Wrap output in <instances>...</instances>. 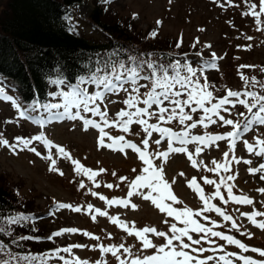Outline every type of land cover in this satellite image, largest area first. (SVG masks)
Wrapping results in <instances>:
<instances>
[{
	"label": "rangeland",
	"instance_id": "obj_1",
	"mask_svg": "<svg viewBox=\"0 0 264 264\" xmlns=\"http://www.w3.org/2000/svg\"><path fill=\"white\" fill-rule=\"evenodd\" d=\"M107 8V18L118 23L131 21L134 31L144 35L147 41L163 40L168 43L179 44L183 55L178 58L181 64L188 63L197 69V76L203 84L204 77L207 78L209 91L213 92L212 103L224 97L228 90L238 91L241 93L256 92L264 95V14L259 19L260 24L256 23V17L251 14L244 15L249 12V5L256 4L255 11H259V0H111L105 3L104 0H97ZM7 0H0V11L5 7ZM94 0H85L84 3L72 6L74 17L72 23L76 25L79 31L87 36L99 39L102 35L95 30L86 18L94 8ZM135 15L136 18H133ZM157 21H161L157 25ZM156 30L155 38L150 33ZM250 38V39H249ZM175 41V42H174ZM176 48L175 44H171ZM210 45V47H208ZM215 54V59L212 54ZM199 54V55H198ZM214 62L216 68L205 67L201 73L200 69L206 63ZM246 66V67H242ZM143 74H148V70H144ZM244 77V79H242ZM141 84H149L150 82L141 80ZM64 91H69L67 84ZM0 87L4 88L6 95L13 97L19 107L13 105L12 101L0 99V135L7 139L10 144H16V137L30 139L41 133L52 141L55 145L62 146L68 151L73 160L79 161L85 168L98 172L94 180H89L87 176L76 173L75 166L72 161L60 157L56 153V149H52L53 159L56 160L55 167L57 172L49 171L51 162L44 157L48 155V149L39 142L33 141L28 147H35L41 153L37 156L35 153L24 148L20 144L15 153L6 146H0V175L6 176L10 181L17 183L23 199L33 207V213L41 216L51 210L53 203H66L81 208V212H73L70 209H57L56 213L48 219L41 220L43 234H50L49 230L56 232L64 228H76V233H63L61 236L55 237V242L64 248L72 245H84L85 247L72 248L71 253L60 252L69 261L79 258L80 261H88V264H119V260L111 253H102L101 246L111 247L123 244L129 248L133 256H129L121 248L117 255L126 262L134 256L151 255L155 249L142 250L141 242L135 237L128 235L123 228L113 224L109 217H118L128 227L142 229L144 227H155L158 231L169 232L170 225L176 223L177 227H184L183 224L176 221L173 217H168L165 213H161L150 201H145L140 195L127 197L130 183L137 175L143 174V168L146 167L143 161L139 159L137 153L131 149H125L124 152L114 150L108 147L98 146L99 130L89 127L84 130L83 121L80 119L69 120L49 119L50 113L41 112V109L35 108L36 112H31L32 122L20 116V112L27 106L21 105L20 99L11 87L8 80H1ZM87 87L89 92L97 91L95 85H82ZM129 88L130 85H125ZM148 88H141L140 93L147 92ZM127 98V93L120 91L118 94H107L106 98L101 102V111L107 110L109 121L117 120V113L121 109H127L123 101ZM187 95L180 97L181 100L186 99ZM55 103H62L59 96H51ZM233 101L236 98H229ZM240 99L251 100V98L242 95ZM18 100V101H17ZM138 107H145L142 103ZM165 107L171 108L172 105L165 102ZM195 106V105H193ZM210 107V104H206ZM229 111L220 110V115L226 119L239 121L242 125L246 123V118H251L243 105L238 103L233 107L232 104L226 105ZM63 111V109H52L51 113ZM75 113L76 109L72 110ZM150 111H157L153 106ZM185 111L193 116V121H198L204 115L203 111L198 109L192 113L190 108L185 107ZM257 109H253V112ZM245 113L240 116L239 113ZM86 119L97 121L104 127L99 116H93L91 113H81ZM264 115V114H262ZM217 120L216 124H208V127L197 124L196 128H187L191 135H226L227 132L233 131L231 125H223L219 121L218 116H213ZM149 123H156L160 127L170 128L174 132H181L186 129V125L193 121H186L185 125L179 123L178 118L171 122H161L155 116L145 117ZM36 120H43V126L36 123ZM207 123V121H205ZM105 132L112 138L124 136L126 141L135 143L142 150L144 145L142 140L149 139V146L146 151L153 160L154 165L163 166L164 178L171 184L174 195L181 202L173 204V207L183 209L190 208L194 212H201L204 208L203 201L192 188L188 186V182L193 178L197 184L203 189L206 197H211L210 203L220 207L222 212L232 217L231 220H225L223 216L215 211L201 212L200 216H194L199 223L213 231L223 232L225 235H231L235 239L245 244L249 251L245 252L236 245L228 244L227 241L210 234L199 245H192L194 248L208 249L202 253H191L200 259L213 256V260L207 261V264H223L219 260L220 256H226L231 260L232 264H244L239 259L241 256L250 257L255 261H264V257L259 252L251 251L252 248L264 250V229H260L253 225L247 215L254 212L264 213V180L260 179L264 175V171L250 173V168H259L264 164V156H257L250 153L244 143L254 145V151H258L257 139H264V125L254 123L248 132H241L240 137L236 140L235 146L230 147V139L216 141L210 145H198L197 143H189L186 145L189 152L193 153V159L197 161L196 167L192 166V162L188 159L186 153H170L167 161L157 158V152L167 150V137L161 140L157 145L155 141L161 139L158 132L153 131L149 138L143 132V127L133 124L130 131L125 133L118 125L112 127H104ZM112 141L105 137V144H111ZM174 147L180 145L173 143ZM201 147L202 151L195 154L196 147ZM227 152L228 158L225 159L224 153ZM235 156L236 159L232 157ZM239 160V163H237ZM245 160H250V164H245ZM216 161L219 164L227 163L229 171L225 172L223 168L217 171H210L216 167L213 164ZM100 169L105 171L100 172ZM135 169L136 171H133ZM63 172V175L59 173ZM115 173V175H113ZM180 173L184 175L181 176ZM233 176V180H226V183L232 186V193L236 196H246L253 201L252 204H238L229 200L227 189L224 185H220L221 200L215 197L216 184L220 183L221 177ZM124 177L126 179L121 180ZM215 181L214 184H206L204 178ZM173 181H175L173 183ZM83 182L84 187H80ZM113 185L108 188L106 185ZM97 185H99L97 187ZM138 191L147 192V189H139ZM92 192L97 195H92ZM100 196L106 199L101 200ZM113 199H129L130 203L127 208L113 204L109 205L107 200ZM228 202L225 203L224 201ZM137 205L135 209L131 204ZM167 203H172L167 201ZM88 205H92V209H88ZM56 209V207H55ZM107 212V216L99 215L95 210ZM225 210L228 212L226 213ZM95 216V221L92 219ZM256 220L264 221V216L255 217ZM167 220L168 223L164 221ZM233 221L237 228H233ZM229 222V223H228ZM88 232L91 236L99 237L92 239L91 236L83 235ZM194 239H199L203 233H191ZM149 239L156 245L165 243L164 238L157 237L155 234L149 233ZM211 241V242H209ZM185 242L190 243L185 238ZM64 243V244H63ZM174 243H176L174 241ZM233 247V248H231ZM55 248L52 247V251ZM233 250V251H232ZM186 251H191L187 249ZM229 253L234 255L229 256Z\"/></svg>",
	"mask_w": 264,
	"mask_h": 264
},
{
	"label": "snow or ice",
	"instance_id": "obj_2",
	"mask_svg": "<svg viewBox=\"0 0 264 264\" xmlns=\"http://www.w3.org/2000/svg\"><path fill=\"white\" fill-rule=\"evenodd\" d=\"M105 3H110L111 0H104ZM247 2V0H246ZM257 8L256 4L249 5V12L244 13V15L251 14L256 17V23L260 24L261 20L259 17L261 14H264V0H259V11H255ZM133 18H136L135 15ZM66 19L70 20V17H66ZM162 22L157 21V25H160ZM69 31L75 32L74 27H70ZM157 35L156 30H153L150 33V36L155 38ZM250 39V38H249ZM179 47V44L177 45ZM210 47V45L208 46ZM116 54L113 53L114 57ZM199 55V54H198ZM213 58L215 59V54L213 53ZM206 63L200 69L201 73L205 67L216 68V64L214 62ZM129 63H125L124 61L113 59L109 57L107 59L96 58L95 66L90 67L89 65H84L85 68L88 69L89 75L78 76L77 82L75 84L68 85L69 91H60L57 93H50V95L59 96L62 98V103H50L46 105H42L45 111L50 113L49 119H64L67 118L69 120H77L80 119L83 121L84 130L87 131L89 127L95 128L99 130L98 137V146L99 147H108L114 150H118L120 152H124L125 149H131L134 153H137L139 159L144 162L146 167L143 168V174L137 175L135 179L129 185V191L127 193V197L131 198L134 195H140L145 201H150L161 213H165L168 217H173L176 221L180 222L184 225V227H177L176 223H172L169 228V233L164 231H158L155 227H144L142 229L129 228L123 221H120L118 217L112 216L109 217L110 221L113 224L118 225L123 228L125 232L130 236H135L142 245V250L147 249H155L154 253L151 255L144 256H134L130 262H126L124 259H120L117 253L122 248L125 253L129 256H133L131 250L126 248L123 244L111 247L101 246L100 250L102 253H111L114 257L119 260V264H207V261L213 260V256H208L205 259H200L198 256H194L191 253H202L207 251L208 249L204 248H194L192 245L201 244L202 240H205L207 236L210 234L213 237H219L221 240L227 241L228 244L236 245L243 251H249V248L241 243L240 240L235 239L231 235H225L220 231H213L211 228H206L204 225L198 222L194 216H200L201 212H209L215 211L217 214L223 216V218L227 220H231L232 217L226 215L222 212L220 207H216V205L210 203L211 197H206L204 195L203 189L197 184L196 179L193 178L188 182V186L192 188L195 192L198 193L199 198L203 201L204 208L201 212H194L190 208L179 209L173 207V204L181 203L176 195H174L171 184L164 178V169L163 166L154 165L153 160L150 158L149 153L146 149L149 146V139L145 138L142 140V144L144 145V149L142 150L135 143L130 141H126L124 136H118L116 138H112L105 132L104 127H112L118 125L122 128L123 132L127 133L130 131V126L133 124L140 125L143 127V132L147 134V137H151L153 131L160 133L161 139H157L155 143L159 145L161 140L167 137V150L163 152H157L156 157L162 158L165 162L167 161L170 153H186L188 159L192 162V166L196 167L197 161L193 159V153L189 152L186 145L189 143H197L198 145H210L215 143L216 141H221L225 139H230V147L235 146L236 140L240 137L241 132H248L250 127L254 123H258L264 125V95H259L256 92H246L241 93L238 91L228 90L226 95L218 100L216 103H212L214 96L213 92L209 91V84L207 82V78L204 77V83L201 84L199 79H194L197 76V69L193 68L190 64L185 63L181 64L180 60H175L174 62L164 65L157 61H153L150 58L148 59H137L136 57L129 56ZM246 67V66H242ZM145 68L148 70V74H143ZM244 79V77H242ZM148 81L149 84H141L140 81ZM50 83L55 84L57 86L63 85L66 83L63 78H56L50 80ZM95 85L97 91L90 93L87 87H82V85ZM125 85H130L129 88H126ZM148 88L149 90L141 96L140 89ZM120 91H124L127 93V98L123 101V103L127 106L125 110L121 109L117 113V120L109 121L107 110L101 111L100 105L97 101H103L106 98L107 94H118ZM187 95L186 99L181 100L180 97L183 95ZM242 95H245L251 100L240 99ZM229 98H236L235 101ZM0 99L12 101L13 105L19 107L16 104V101L13 97L8 96L4 92V88L0 87ZM165 102L172 105L171 108L165 107ZM142 103L145 107H138L137 105ZM238 103L243 105L248 113H251V118H246V123L243 125L239 121H233L232 119H226L223 115H220V110L229 111V109L225 108L226 105L232 104L235 107V104ZM206 104H210V107H206ZM195 105V106H193ZM156 106L157 111H150V109ZM185 107L190 108L192 113L198 111V109L202 110L204 115L199 118L198 121H193V116L189 114V112L185 111ZM35 109V105H34ZM52 109H63V111H57L56 113H51ZM73 109H76L75 113H73ZM253 109H257V111L253 112ZM91 113L93 116H99L100 120L103 122L104 127L101 126L95 120L86 119L81 113ZM21 117L25 119H33L31 116H28L25 111H21ZM240 116H245V113H239ZM155 116L161 122H171L178 118L179 123L181 125H185L186 121H193L191 124L186 125V129L181 132H174L170 128L160 127L156 123H149L148 119L145 117ZM213 116H218L219 121L223 123V125H231L233 127V131L227 132L226 135H191L187 128H196L197 124L203 125L205 128L208 127V124H216L217 120L213 119ZM207 121V123H205ZM36 123L43 126L45 121L36 120ZM105 137H108L112 143L105 144ZM33 141L41 142L45 148L48 149V155L44 157L45 159L51 162L49 171L57 172L59 171L55 165L56 160L53 159L52 149H56V153L63 158L69 159L72 161L75 166V171L78 174H83L88 177L89 180H94L98 175V172L93 171L92 169L85 168L79 161L73 160L70 153L66 151V149L62 146L55 145L52 141L48 140L43 133L33 136L30 139H26L23 137H16V144H10L7 139H4L2 135H0V146H6L13 150L15 153V149L22 144L24 148H28L29 151L35 153L37 156H40L41 153L37 151L35 147L29 148L28 146L32 144ZM176 142L180 146L174 147L173 143ZM247 150L250 153H253L257 156H264V139H257V146L259 147L258 151H254V145L248 143L247 140L244 141ZM202 151L201 147L197 146L195 149V154H199ZM228 153L225 152V159L228 158ZM236 159L235 156L232 157ZM239 163V160H237ZM245 164H250V160H245ZM213 164L216 165L215 168L210 169V171H217L220 168H223L225 172L229 171L227 163L219 164L216 161H213ZM100 172L105 171L104 169H100ZM133 171H136L133 169ZM264 171V164L260 165L259 168H250V173H257ZM63 175V172L59 173ZM115 175V173H113ZM183 176V173H180ZM121 180L126 178L121 177ZM234 177L229 175L226 178L221 177L220 183L216 184V191L214 193L215 197H219L221 200L224 197L221 195L220 185H224L227 189L228 198L231 201H234L238 204H252L253 201L246 196H236L232 193V186L226 183V180H233ZM260 179L264 180V175L260 177ZM175 181H173L174 183ZM204 182L206 184H214L215 181L210 180L208 178H204ZM99 185H97L98 187ZM108 188H112L113 185H106ZM80 187L83 188V182L80 183ZM139 189H147V192L138 191ZM260 191L264 192V189ZM18 194V193H17ZM92 195H97V193L92 192ZM101 200H105L104 196H100ZM167 201H171L172 203H167ZM225 203L228 201L225 200ZM109 205L118 204L125 208L129 206V199H113L107 200ZM131 207L135 209L137 205L134 203L131 204ZM56 209H70L73 212H81V208L78 206H73L71 204L66 203H58L56 205ZM88 209H92V205H88ZM101 216H107L108 213L101 211L100 209L95 210ZM52 214V213H50ZM247 215L248 219L251 221L253 225H256L260 229H264V221H257L255 217L264 216V213L254 212L252 214H243ZM33 219L30 216L24 215L23 213H18L15 215H10L7 217H0V232L6 231L4 224L11 226L15 224H20L23 221H28ZM92 219L95 221L96 217L92 216ZM168 223L167 220L164 221ZM233 228H237V225L233 221ZM79 230L76 228H64L52 233L51 236L48 237L51 240L54 236H61L63 233H76ZM155 234L157 237L164 238L165 243L161 245H156L153 243L151 239H149L148 234ZM191 233H203L199 239H194ZM10 234V230L8 231ZM83 235L91 236L90 233L84 232ZM92 239H99V237L91 236ZM185 238L188 242H185ZM19 239L22 240H31L33 237L31 236H22ZM36 239H39L38 237ZM174 241L176 243H174ZM17 241H13L16 243ZM211 242V241H209ZM85 247L84 245H72L70 247H66L63 249H57L56 255L59 252H68L71 253L72 248H80ZM190 249L191 251H186ZM2 250V249H0ZM251 251L259 252V255L264 257V250L252 248ZM49 254H45L47 256ZM229 256L234 255L233 253H229ZM13 260H16L17 257H11ZM40 259L44 260V257L37 256H21L19 257L20 261H27L28 264H31L32 261ZM61 260H64V264H88V261H80L79 258H75L74 261L65 260L64 257H60ZM239 259L244 261V264H264V261H255L250 257L241 256ZM219 260L223 262V264H232L231 260L227 259L226 256H220ZM0 264H9L8 260L0 261ZM100 264V262H97Z\"/></svg>",
	"mask_w": 264,
	"mask_h": 264
},
{
	"label": "trees",
	"instance_id": "obj_3",
	"mask_svg": "<svg viewBox=\"0 0 264 264\" xmlns=\"http://www.w3.org/2000/svg\"><path fill=\"white\" fill-rule=\"evenodd\" d=\"M94 1V8L86 20L102 35L99 39L83 35L71 21L74 17L72 6L85 0H7L0 11V82L8 80L22 104L30 108L46 105L51 99L50 93L63 91L65 87L52 84L50 80L63 78L67 85L75 84L78 76L89 75L84 65L94 68L98 57L129 63V56L146 60L150 54L151 60L164 65L180 60L184 51L175 41L149 42L134 31L131 21L121 24L108 19L106 6ZM70 27H74L75 32L69 31ZM33 212V207L23 199L19 185L0 175V217L23 213L33 218L20 224L3 225L6 231L0 232V261L28 264L19 257L37 256L44 260L37 259L31 264H51L53 259L54 264H64L60 259L64 255L50 252L52 247L57 250L64 246L55 242V236L49 240L52 234H43L39 223L53 215L41 218ZM22 236L33 239H19ZM13 256L17 259L13 260Z\"/></svg>",
	"mask_w": 264,
	"mask_h": 264
}]
</instances>
